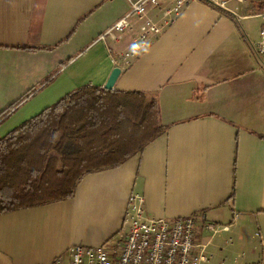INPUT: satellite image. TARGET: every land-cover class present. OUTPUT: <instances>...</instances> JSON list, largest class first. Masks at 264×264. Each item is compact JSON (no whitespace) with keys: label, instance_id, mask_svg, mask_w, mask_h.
I'll return each instance as SVG.
<instances>
[{"label":"crops","instance_id":"1","mask_svg":"<svg viewBox=\"0 0 264 264\" xmlns=\"http://www.w3.org/2000/svg\"><path fill=\"white\" fill-rule=\"evenodd\" d=\"M129 10L127 0H0V112L30 93L0 119V139L73 89L103 88L142 20L101 37ZM258 32L197 2L151 35L113 90L155 97L169 129L121 167L84 176L73 198L0 215V264L100 246L121 230L131 194L149 218L194 217L201 244L206 222L228 226L202 264H264V70L249 49Z\"/></svg>","mask_w":264,"mask_h":264},{"label":"trees","instance_id":"2","mask_svg":"<svg viewBox=\"0 0 264 264\" xmlns=\"http://www.w3.org/2000/svg\"><path fill=\"white\" fill-rule=\"evenodd\" d=\"M27 96L0 112L1 121ZM169 127L145 92L73 89L0 139V215L73 198L84 176L121 167Z\"/></svg>","mask_w":264,"mask_h":264},{"label":"built area","instance_id":"3","mask_svg":"<svg viewBox=\"0 0 264 264\" xmlns=\"http://www.w3.org/2000/svg\"><path fill=\"white\" fill-rule=\"evenodd\" d=\"M130 10L127 16L116 22L102 35L114 36L127 28L128 18L135 16L142 20L137 35L131 38L133 51L123 53L113 64L122 69L129 67L134 53L150 42L151 35L161 33L175 20L182 10L191 3L203 2L216 10L232 16L236 20L256 17L260 20L258 40L249 44L253 58L264 70V0H127ZM235 4L234 8L229 5ZM246 7L255 9L258 14L240 16L237 10ZM150 10L156 13L146 16ZM204 231L209 236L206 244L199 243L192 216L174 219H155L145 215L143 199L131 194L119 232L97 247L73 246L67 248L49 264H202L211 257L206 252L213 237L228 226L206 222Z\"/></svg>","mask_w":264,"mask_h":264},{"label":"rangeland","instance_id":"4","mask_svg":"<svg viewBox=\"0 0 264 264\" xmlns=\"http://www.w3.org/2000/svg\"><path fill=\"white\" fill-rule=\"evenodd\" d=\"M234 6H235V4L229 5V7H231V8H234ZM237 13L240 16H253V15L258 14V11L255 9H250L248 7L244 11L237 10ZM240 24H241L242 28L246 32H248L251 39H254L256 37V34H257L259 27H260V20L258 18L253 16L251 18L242 19V20H240Z\"/></svg>","mask_w":264,"mask_h":264},{"label":"water","instance_id":"5","mask_svg":"<svg viewBox=\"0 0 264 264\" xmlns=\"http://www.w3.org/2000/svg\"><path fill=\"white\" fill-rule=\"evenodd\" d=\"M120 74L119 68H114L109 76V79L107 80L106 84L104 85V89L106 90H113V86Z\"/></svg>","mask_w":264,"mask_h":264}]
</instances>
